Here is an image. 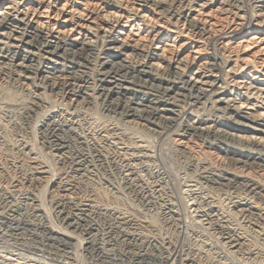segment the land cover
I'll return each mask as SVG.
<instances>
[{
    "label": "bare ground",
    "instance_id": "6f19581e",
    "mask_svg": "<svg viewBox=\"0 0 264 264\" xmlns=\"http://www.w3.org/2000/svg\"><path fill=\"white\" fill-rule=\"evenodd\" d=\"M0 111L35 124L62 167L52 173L0 124V242L40 252L25 236L32 231L69 248L66 264L78 263L77 250L105 264L264 257V0H0ZM82 119L111 121L104 131L133 166ZM145 131L166 135L187 181L209 192L197 217L216 232L225 261L171 232L169 203L160 225L142 213L160 186L136 174V165L150 171ZM97 176L142 209L80 183ZM7 255L0 262L17 261Z\"/></svg>",
    "mask_w": 264,
    "mask_h": 264
},
{
    "label": "rangeland",
    "instance_id": "374dc122",
    "mask_svg": "<svg viewBox=\"0 0 264 264\" xmlns=\"http://www.w3.org/2000/svg\"><path fill=\"white\" fill-rule=\"evenodd\" d=\"M55 104H56L55 101H53L51 99L50 101H47L44 104L45 106L43 105L44 108L42 107V110H44V109L48 110L50 108H53V106ZM97 109L98 108H96V111H97ZM3 117L4 116H2V113L0 111V120H1L0 124H1V126L3 128L4 127L6 128V129L4 128L5 129L4 134L7 135L6 138L8 140H10V142H12L14 140L13 142L20 141L22 143L28 144L30 146V148L33 149V153H36L37 155L40 153L38 156L41 157V160L45 159V162L44 161L43 162L46 165L48 164L47 166H49V168H51L50 170H51L52 173H54V174L61 173L62 167L56 161L55 157H52L51 154L48 153V150L46 149L45 144L43 142L44 141L43 137H42L40 131L38 130V127L35 126V124H31V125L27 124L26 122L23 121V119L20 120V121H19V119L16 120L17 118L14 117V116H8V117H4V118ZM12 118L15 119V120H13ZM106 120L105 119H103V120L99 119L98 121H96V119H87V120L86 119L85 120L82 119V120H80V125H81V128L85 132H87V133H89L91 135H94V136H97V137L98 136L105 137V139L107 141V144H108L107 145L105 143L106 144L105 146L106 147L108 146L107 150L109 152L115 153L116 155L121 157L122 162L124 161L123 162L124 166L125 165H129V164L133 166L134 163H132V161L130 159L131 158V155H130L131 153H129L128 151L124 150L123 147H121L120 145H117L116 141H114L112 138L110 139L109 134L107 135V133L104 131L109 126L108 123L111 124L110 120H109L110 122H108V120L107 121ZM12 123L13 124L14 123L15 124H17V123L20 124L21 129L18 130L17 132L16 131L12 132L10 129L7 130V128H9V126ZM21 125L24 128L25 127H27V128H25V130H24V128ZM20 131H22V132H20ZM144 133H146L147 135L149 134V136H148L149 139L147 138V135L145 134V136L144 137L142 136L141 138L145 139V137H146V139L145 140L140 139V140L144 141V142H142V146L148 152V154L150 156L149 159L146 161V163L148 164L147 166H149L148 168H149L150 171L141 169L139 166L136 165V169H137V170L135 169L136 172H137L136 174H137V177L139 178V181L141 183L143 181V184L145 186H147V187H150V189L152 187H156L157 185H160V186H158L157 190H159V191L157 192V195H155L156 196L155 199L154 198L152 199V203L150 204V206H148L147 209L142 210V213L147 218L149 217V220H151V221H155L156 220L155 223L160 225L162 223H161V216H160L159 210L166 203H169L174 208V211H176V213H177V215H176L177 221H176L175 227L174 228L171 227V229H172L171 232L174 233L175 235H177L176 233H178V236L180 235L179 237L181 239L183 238L182 240L185 243L187 242V243H190V245H192V246L194 245L196 247H199V249L204 251L206 254L209 253L208 255H210V257L212 256V258L215 257V259L217 258V259H219L221 261H225V258L223 257V254L221 253L222 251L220 250L224 245H222V243H220L222 245V247H221V245L219 244L218 236H217L216 232L214 231V229L210 225H206L205 224L206 222L201 223V219H199L197 217L198 211L201 212V211H203L205 209L201 200H203L204 197H206L209 192L205 191L204 189H203V191H202V189L198 190L197 187H194L193 184H191V183H189L187 181V173H186L187 171L183 170L182 169L183 168L182 164H180V162H178V160L175 159V157L173 155H171V153L169 151L170 148L167 145L168 142L166 141V138H167L166 135L164 137L158 139V136L151 134L149 131L148 132L145 131ZM104 134H105V136H104ZM107 136H108V138H107ZM164 139H165V141H164ZM163 144H165V145H163ZM144 146H146V147H144ZM43 153H44V155H42ZM36 154L34 156H37ZM42 156H44V157H42ZM179 166H181V167H179ZM134 168H135V166H134ZM169 172H171V173H169ZM170 174H172V175H170ZM169 176H170L171 179L169 178ZM97 177L96 178L93 177V178L80 180V183L82 185H84V186H86V185L89 186L88 188L91 187L90 189H92V190L95 189L94 191H96V192L97 191L99 193L101 192L100 194L104 198L107 197L108 199H115L116 201H119V202H121V201L122 202H129L135 208L142 209L140 207V204H138V202H135V201L132 200V198H129V196H127V195L125 196L124 194H122L123 192L121 190H118L119 191L118 192L116 189L110 187L108 184L105 183V181L102 179V177L101 178H100V176H97ZM90 179H91V181H90ZM99 180L100 181L102 180L101 183H99L100 182ZM157 181H159V182H157ZM102 194H104V195H102ZM210 196H211V194H210ZM124 198H125V201H124ZM130 199H131V202H130ZM195 210H197V211H195ZM160 212H161V210H160ZM179 216H181V217H179ZM186 224H188V225H186ZM167 228L168 227H166L164 229H167ZM24 232L27 235L30 236L29 237V236L25 235L27 237V239L28 238H32V241H33L32 244L37 246L41 251L40 252H38V251L34 252L35 250H29L28 251V250L18 249V248H15L14 246H12L10 242L7 243V244H4V242L1 241L0 242V256L3 255V254L4 255L8 254L7 256L9 258H11V260H13V259L16 260L17 259L16 262L12 261V262H14L13 264H32V263L33 264H66L67 263V260H65L64 258H61V257H64L65 254L70 252L69 248L62 247L59 243L55 242L52 239L46 238L43 235H40V234L38 235L37 233H34V232L31 233L32 231L31 232L30 231L29 232L24 231ZM202 232H203V234H202ZM42 236L44 237L45 240L43 239ZM187 237L189 239H187ZM39 239H40L41 242L39 241ZM36 240L38 241L37 244H35L37 242ZM54 242H55V244H54ZM55 245H58L59 247L58 246L55 247ZM50 248H52V249H50ZM62 248L65 249V250H68V251L64 250L65 252H63ZM43 249H45L47 251L49 250V251L59 252L58 257H57L58 259L54 260V259H51L50 257L46 256V252L47 251H45V253L43 252L41 254ZM70 250H72V253H73L74 249L71 248ZM232 251L234 252L235 250H232ZM75 254L76 255L79 254V256H80V258H79V256H77L79 264H89V263L90 264H94V262H96V261L92 262L91 259L89 258L90 255H88L86 252L84 253L83 251H78L77 250L75 252ZM235 256H236V258L239 257L238 259H240V260L242 259V261H244L245 264H252V263L253 264H258V262H259V264H262V263L264 264V261H263L264 257H262L261 255H260V259H259L258 256H256V257L255 256H247V255H242V254H238V253L237 254L235 253ZM261 257H262V259H261ZM58 260H62V262L58 261ZM63 261L66 262V263H64ZM260 261H261V263H260ZM100 262H102V261H97L95 264H98V263L99 264H105L104 262H102V263H100ZM0 264H4V263L0 262Z\"/></svg>",
    "mask_w": 264,
    "mask_h": 264
}]
</instances>
